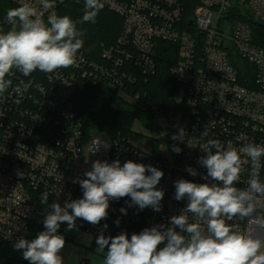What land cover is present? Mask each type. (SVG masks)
Instances as JSON below:
<instances>
[{
    "label": "built area",
    "instance_id": "built-area-1",
    "mask_svg": "<svg viewBox=\"0 0 264 264\" xmlns=\"http://www.w3.org/2000/svg\"><path fill=\"white\" fill-rule=\"evenodd\" d=\"M5 1L11 8L37 2ZM82 1L53 0L54 10L58 15L66 3L80 5ZM101 2L103 9L122 20L120 34L113 43L100 44L95 59L78 52L73 66L52 74L37 70L26 77L14 71L9 77L13 87L21 81L31 82L28 91L21 96L9 88L0 95V242L12 248L19 238L31 240L44 230L41 193L49 192V205L58 202L63 206L65 200L82 197L79 184L73 181L85 178L89 160L111 163L119 159L122 164L132 160L163 171L157 185L164 191L162 211L129 208L125 200L129 197H125L110 201L108 217L98 226L76 221L79 230L74 231L88 234L93 240L105 224L106 236L126 232L130 239L132 233L146 227L170 226V217L186 207V198L174 199L175 181L215 183L210 178L202 179L206 169L197 162L206 155L209 139L237 148L244 143L264 145V48L253 42L252 36L254 24L264 27V0ZM191 3L195 7L189 16L186 13ZM47 15L45 12V20ZM9 27L6 15L0 16V30L6 32ZM157 42L174 46L178 60L169 73L178 89L171 97L173 108L150 110L154 130H160L159 139L150 144L152 149H139L129 143L130 137L106 138L99 132H85L75 110L77 84L85 81L92 86L103 85L121 103L146 110L134 86L154 76ZM205 128L207 136L202 135ZM180 129L185 131L183 139L172 140ZM96 140L110 147H101L95 155L89 153V145ZM175 146L182 151L176 153ZM188 167L195 168L199 175L191 176L186 171ZM244 167L246 171L237 187H247L250 169L248 165ZM260 178L264 181V166ZM121 207L127 208V215L120 212ZM257 211L264 217V207ZM117 219L119 226L114 223ZM66 228L65 223L59 229L65 240L72 238L65 233ZM13 256L12 264H30L23 259L22 250L13 251ZM0 264L11 263L1 257Z\"/></svg>",
    "mask_w": 264,
    "mask_h": 264
},
{
    "label": "clouds",
    "instance_id": "clouds-1",
    "mask_svg": "<svg viewBox=\"0 0 264 264\" xmlns=\"http://www.w3.org/2000/svg\"><path fill=\"white\" fill-rule=\"evenodd\" d=\"M103 7L101 0H85L84 14L76 21L57 15L53 0L10 8L6 13L10 27L6 32L0 30V95L9 88L21 96L28 91L31 82L21 81L13 87L9 77L14 71L27 77L37 70L52 74L73 66L84 45V32L77 25L95 23ZM184 135V129H180L171 138L182 140ZM202 135H208L207 128ZM101 147L110 146L96 140L89 145L88 152L95 155ZM173 150L182 151L178 146ZM204 152L206 155L197 161L206 169L202 179L210 178L215 183L175 181L174 199L186 198L188 202L179 215L170 217V226L146 227L132 233L129 239L126 232L106 236L105 224L95 241L102 264H264V217L257 211L264 207V181L260 178L264 145L244 143L237 148L219 139H209ZM244 165L249 166L250 178L247 187L242 188L236 185L246 171ZM186 171L193 177L199 175L193 167ZM163 175L152 165L132 160L122 164L119 159L111 163L97 159L84 173L85 178L73 181L82 190L81 198L65 200L63 206L58 202L49 205V192L41 193L44 230L31 240L19 238L13 248L22 250L23 259L30 264H63L60 253L66 241L59 234L62 224H67L65 231H78V219L98 226L108 217L110 201L125 197L130 198L126 201L129 208L160 212L164 191L157 185ZM120 212L127 215V208L121 207ZM114 223L119 226L120 220Z\"/></svg>",
    "mask_w": 264,
    "mask_h": 264
},
{
    "label": "trees",
    "instance_id": "trees-1",
    "mask_svg": "<svg viewBox=\"0 0 264 264\" xmlns=\"http://www.w3.org/2000/svg\"><path fill=\"white\" fill-rule=\"evenodd\" d=\"M83 0L80 5L66 3L58 11L59 16L67 15L74 21L80 20L84 14ZM195 3L187 8L186 15L192 16ZM11 8L5 0H0V16L6 15ZM78 29L84 32L82 39L84 45L79 52H84L87 57L96 58L99 53L100 44L110 45L120 34L122 20L115 14L102 9L95 20V23L86 22L77 25ZM253 42L264 48V27L258 24L253 25ZM158 45L155 55L156 70L154 76L148 81L142 80L134 86L135 90L143 98L146 110H137L128 103H119L114 95H111L103 85L92 86L88 82L77 84L75 96V110L85 132L94 129L106 138H113L117 135L124 137L132 136L130 131L135 120H149L151 130H154V121L149 113L152 108L169 110L173 108L171 97L178 89L171 78L169 69L177 63V54L173 53L174 46L161 42ZM176 49V46H175ZM96 239L92 245L97 247ZM15 251L11 246L0 242V258L6 257L9 263H13ZM85 261V260H84ZM87 261H85V264Z\"/></svg>",
    "mask_w": 264,
    "mask_h": 264
},
{
    "label": "rangeland",
    "instance_id": "rangeland-1",
    "mask_svg": "<svg viewBox=\"0 0 264 264\" xmlns=\"http://www.w3.org/2000/svg\"><path fill=\"white\" fill-rule=\"evenodd\" d=\"M159 125L162 127V129H164L163 122H160ZM155 126L156 124H154V127ZM149 127L151 128V123L149 120H135L130 129L132 136L129 138V143L136 145L141 150L150 151L152 149L150 144L151 142L154 143L159 139L158 134L160 133V130L159 128L151 130ZM89 131H94V134L96 132L94 129ZM93 161L95 160H89L87 165L89 170L91 169ZM129 199L127 198L125 200L128 201ZM75 233L77 232L75 231ZM72 236L73 239L71 241H66L65 247L60 253V255L63 257V264H79L78 259L81 260L83 264H85L84 260H86L88 264L94 257H99V259L103 258L101 255L97 254L96 247L92 245L93 240L91 236L87 234L79 237L78 233L73 234Z\"/></svg>",
    "mask_w": 264,
    "mask_h": 264
},
{
    "label": "crops",
    "instance_id": "crops-1",
    "mask_svg": "<svg viewBox=\"0 0 264 264\" xmlns=\"http://www.w3.org/2000/svg\"><path fill=\"white\" fill-rule=\"evenodd\" d=\"M65 233H67L68 235H73V234H77V233H75V231L73 230V231H65ZM78 236L80 237V236H82L81 234H79L78 233ZM73 239V236H72V238H66V240L65 241H71ZM93 240V239H92ZM94 241V240H93ZM102 260H103V258L102 259H99V257H94V258H92L90 261V263H88V264H102ZM78 261H79V264H83V262L81 261V260H79L78 259ZM86 261V260H85ZM87 264V263H86Z\"/></svg>",
    "mask_w": 264,
    "mask_h": 264
},
{
    "label": "water",
    "instance_id": "water-1",
    "mask_svg": "<svg viewBox=\"0 0 264 264\" xmlns=\"http://www.w3.org/2000/svg\"><path fill=\"white\" fill-rule=\"evenodd\" d=\"M189 23H192V20H189ZM250 23H252V22H250ZM38 208L40 211L42 210L40 207H38Z\"/></svg>",
    "mask_w": 264,
    "mask_h": 264
}]
</instances>
